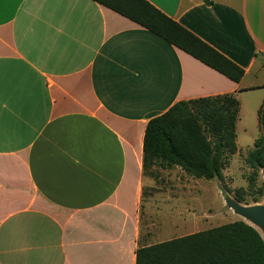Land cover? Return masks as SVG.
Here are the masks:
<instances>
[{"label": "crops", "instance_id": "obj_1", "mask_svg": "<svg viewBox=\"0 0 264 264\" xmlns=\"http://www.w3.org/2000/svg\"><path fill=\"white\" fill-rule=\"evenodd\" d=\"M148 1L242 79L95 0H0V264H136L146 126L178 101L235 94L237 152L260 135L264 0Z\"/></svg>", "mask_w": 264, "mask_h": 264}, {"label": "trees", "instance_id": "obj_2", "mask_svg": "<svg viewBox=\"0 0 264 264\" xmlns=\"http://www.w3.org/2000/svg\"><path fill=\"white\" fill-rule=\"evenodd\" d=\"M120 13L210 67L239 82L244 69L148 0H95ZM211 4L212 0H204ZM239 100L220 94L181 100L151 118L143 142V175L155 180L161 169L180 168L187 175L224 180V169L237 152ZM260 135L245 156L251 200L242 191L235 199L244 204L264 199V102L259 109ZM136 264H264V238L244 219L151 244L139 243Z\"/></svg>", "mask_w": 264, "mask_h": 264}, {"label": "rangeland", "instance_id": "obj_3", "mask_svg": "<svg viewBox=\"0 0 264 264\" xmlns=\"http://www.w3.org/2000/svg\"><path fill=\"white\" fill-rule=\"evenodd\" d=\"M252 146L251 141L239 142V152L225 169L224 180L194 178L178 167L161 169L157 180L148 177L141 208L142 235L148 236V243L244 219L226 205L225 194L235 199L240 190L251 200V169L245 156ZM260 177L264 178L262 171Z\"/></svg>", "mask_w": 264, "mask_h": 264}, {"label": "water", "instance_id": "obj_4", "mask_svg": "<svg viewBox=\"0 0 264 264\" xmlns=\"http://www.w3.org/2000/svg\"><path fill=\"white\" fill-rule=\"evenodd\" d=\"M264 177V170L262 171ZM225 203L236 214L241 216L260 231L264 238V202L244 205L228 194H225ZM260 228V229H259Z\"/></svg>", "mask_w": 264, "mask_h": 264}, {"label": "bare ground", "instance_id": "obj_5", "mask_svg": "<svg viewBox=\"0 0 264 264\" xmlns=\"http://www.w3.org/2000/svg\"><path fill=\"white\" fill-rule=\"evenodd\" d=\"M260 229V228H259ZM260 231H261V229H260Z\"/></svg>", "mask_w": 264, "mask_h": 264}]
</instances>
